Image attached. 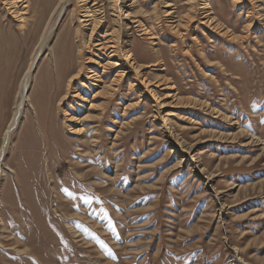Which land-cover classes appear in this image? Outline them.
<instances>
[{"label": "rangeland", "instance_id": "obj_1", "mask_svg": "<svg viewBox=\"0 0 264 264\" xmlns=\"http://www.w3.org/2000/svg\"><path fill=\"white\" fill-rule=\"evenodd\" d=\"M57 1L20 0V24L0 0V146L19 114L0 172V264H264V0H135L126 45L155 98L128 79L83 112L70 98L81 134L57 103L90 28L67 0L41 45ZM88 6L96 39L114 27L113 0Z\"/></svg>", "mask_w": 264, "mask_h": 264}, {"label": "bare ground", "instance_id": "obj_2", "mask_svg": "<svg viewBox=\"0 0 264 264\" xmlns=\"http://www.w3.org/2000/svg\"><path fill=\"white\" fill-rule=\"evenodd\" d=\"M19 1L20 0H7V4L11 8V12L13 16L17 18L20 24H23L21 21H24L25 14L27 13L26 12L27 9L25 8L26 10L22 11V9H20L16 5V3H18ZM65 1L67 0H58L56 5L53 7L50 17H49V21L45 27V31L43 32L41 36V41H40L41 45L46 42L50 32L52 31V28L55 22L59 19L60 14L62 13L63 8L65 6L63 3ZM77 1L79 2L78 5L81 10L80 12L82 13L80 15L82 16L81 21L84 22L85 26H88V29L90 28L89 29L90 33L86 34L84 38L85 39L84 49L88 54H90V56L85 57L86 60L84 63V61L81 60L83 50L82 48L79 49L77 53V58H78L77 66L74 65V67H72L73 70L71 69L70 73H68V75L66 76L64 83H63V90L61 92V96L59 98V101H58L59 103H57V106L60 107V105H64L66 101L71 98L70 107L73 108L74 105H78L80 106V110L83 112L84 110L87 109V108L86 109L84 108L83 102H87L91 106H94L92 102L93 100H95V98L100 97L102 95H107L110 92L109 86L111 87L112 85H115L117 82L120 83V81H122L123 79H126V80L128 79L129 84L133 88L139 89L141 97L142 96L145 97V93H147L148 95L151 96V98H155L153 97L154 93H152V89L149 88V86L153 83H151L150 81H147V82L143 81L144 79H143V75L141 74V65L136 64V62L134 61L132 52L127 48V45H126L127 43L126 38H128L129 36L131 27L137 26L139 22V20L135 17L132 11V8L135 4L134 2L135 0H113V6H111L112 7L111 10L113 9L114 11V24H113L114 27L110 31L99 34L98 35L99 38H96V39H93L92 36L93 34L96 33L97 28H99L102 25L103 21L101 18L97 16V10L93 6H88L89 0H77ZM26 5H24V7H26ZM165 6H168L167 3ZM202 8L203 9L207 8L206 4H204ZM206 11L208 10H204L205 13L203 12L204 14L202 15V18H204V20L202 22L209 24L208 27L213 28L215 30H218V31L223 30L222 29L223 27H221V25L218 24V22L216 23L215 19H213V17L208 15L209 12H206ZM170 14L171 12L169 11L166 13V15H170ZM53 15L56 16L54 20H53ZM210 25H213V26H210ZM250 25L251 23H247L248 27ZM144 32H147V31H144ZM99 52H102L105 54L107 53L106 54L107 59L104 62L98 59L100 58ZM36 60H38L37 57H35L31 61V63L28 66V69L24 73L23 85L21 87L22 88L21 101H20L19 106L21 105L24 106L26 101L28 100V94H27V90L29 87L28 80H29V77L33 69L35 68ZM112 68L116 69V72L113 74L112 79L110 80V83L106 85V88L104 90H101V91L99 90V91L92 93L91 99H88L89 97H86L84 94H82L83 89H86L89 91L90 86L95 88L96 86H98V84L103 83L104 75L109 72V69H112ZM159 83L160 82H158L156 86ZM81 86L82 88L83 87L84 88L82 89ZM80 88L82 90H80ZM65 105H64V108L62 106L63 113H64L63 118L64 120L70 123L69 132H72L73 134L83 133L85 130L84 127L82 126L84 122V118L77 116L75 114H72L71 112H70L71 114L68 113V111L65 109L66 108ZM157 106H158V109H160V108H163V106L165 105L159 102ZM62 109H60V111H62ZM11 117L12 118L9 120L6 126V129L3 133V136H2V142L0 146V172L2 171L1 167L5 164L3 162V157L5 153L6 144L9 138V134L12 132V130L15 128L18 122L19 114L17 110ZM73 124L78 125V126H73ZM5 168H8V167L6 166Z\"/></svg>", "mask_w": 264, "mask_h": 264}, {"label": "crops", "instance_id": "obj_3", "mask_svg": "<svg viewBox=\"0 0 264 264\" xmlns=\"http://www.w3.org/2000/svg\"><path fill=\"white\" fill-rule=\"evenodd\" d=\"M18 240V239H17Z\"/></svg>", "mask_w": 264, "mask_h": 264}]
</instances>
